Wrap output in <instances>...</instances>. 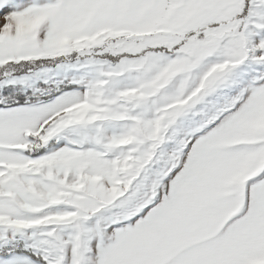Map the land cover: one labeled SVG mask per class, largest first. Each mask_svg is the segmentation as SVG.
Instances as JSON below:
<instances>
[{
    "label": "snow or ice",
    "instance_id": "6c2138e0",
    "mask_svg": "<svg viewBox=\"0 0 264 264\" xmlns=\"http://www.w3.org/2000/svg\"><path fill=\"white\" fill-rule=\"evenodd\" d=\"M0 264H264V0H0Z\"/></svg>",
    "mask_w": 264,
    "mask_h": 264
}]
</instances>
